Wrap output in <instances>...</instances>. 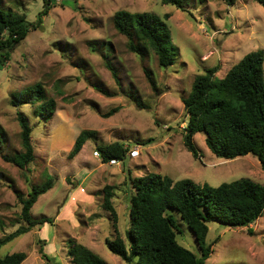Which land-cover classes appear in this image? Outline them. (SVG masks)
I'll return each instance as SVG.
<instances>
[{
  "label": "rangeland",
  "instance_id": "obj_1",
  "mask_svg": "<svg viewBox=\"0 0 264 264\" xmlns=\"http://www.w3.org/2000/svg\"><path fill=\"white\" fill-rule=\"evenodd\" d=\"M0 3L25 13L32 23L43 7V0ZM120 9L162 17L168 13L166 22L178 48L175 61L160 65L153 49L138 39V50H133L113 24L114 12ZM258 48L264 51V7L257 0H185L183 9L162 0H54L0 68V237L25 223L17 193L26 195L29 185L41 184L47 175L53 177V185L37 197L30 213L51 221L15 236L0 247V255L23 250L26 257L20 264H73L67 253L73 238L105 264H126L109 250L105 238L118 233L128 244L129 175L160 172L174 180L189 177L211 185L240 177L264 183L255 155L217 156L204 134L196 132L193 141L199 155L194 157L182 137L186 115L181 97L189 92L195 75L218 65L215 75L223 76L243 54ZM106 58L116 76L105 65ZM35 83L56 101L48 118L36 114L30 103L11 102ZM18 112L29 121L34 146V158L24 167L6 159L24 151ZM83 128L97 133L69 156ZM114 140L137 145L139 155L102 162L97 145ZM106 184L112 185L117 231L101 205ZM166 212L175 219L176 240L200 254L194 232L178 209L167 207ZM207 225L211 252L203 264H264V210L248 226L219 220Z\"/></svg>",
  "mask_w": 264,
  "mask_h": 264
},
{
  "label": "trees",
  "instance_id": "obj_2",
  "mask_svg": "<svg viewBox=\"0 0 264 264\" xmlns=\"http://www.w3.org/2000/svg\"><path fill=\"white\" fill-rule=\"evenodd\" d=\"M233 3L234 0H227ZM264 7V0H257ZM183 9L185 0H162ZM1 4V3H0ZM54 0H43L35 22H29L23 12L5 9L0 5V68L8 59L15 45L26 35L29 26L40 24L41 16L48 12ZM164 17L149 11L130 12L116 10L113 15L115 28L128 37L133 50H138L135 39L149 45L158 63L167 66L175 61L178 48L172 42L169 26ZM264 51L249 50L233 63L223 76L215 75L218 65L208 66L193 78L191 88L181 97L186 115L183 126V143L194 157L199 155L193 135L204 134L207 146L217 156L234 158L251 153L264 171ZM105 65L116 76V70L106 58ZM13 105L30 103L34 112L48 118L55 111L56 101L45 95L40 83L28 87L11 99ZM111 108L107 114L113 112ZM24 151L6 156L20 167L34 158L31 126L27 117L17 113ZM93 128H83L76 136L68 155L78 152L85 140L96 135ZM3 133L0 129V143ZM102 162L110 158L122 159L128 145L120 140L97 145ZM132 192L129 197V226L126 229L127 245L116 233L105 238L110 251L119 255L126 264H203L210 255L211 243L206 241L207 222L219 220L231 226H248L264 210V183L249 177L223 181L217 185L198 183L184 177L174 180L160 172L129 175ZM53 185V177L47 175L39 185L32 184L26 195L17 193L21 202L20 215L25 222L15 230L0 237V247L15 236L28 231L49 216L33 217L30 209L37 197ZM112 185L103 186L101 205L109 211L117 231V211L112 204ZM167 207L178 209L182 219L193 230L200 254L180 244L175 238V219L166 212ZM249 231H252L248 227ZM42 251V246L39 247ZM44 256L47 255L42 251ZM67 253L73 264H105V260L86 245L70 238ZM26 257L23 250L0 255V264H20ZM48 258V257H47Z\"/></svg>",
  "mask_w": 264,
  "mask_h": 264
},
{
  "label": "built area",
  "instance_id": "obj_3",
  "mask_svg": "<svg viewBox=\"0 0 264 264\" xmlns=\"http://www.w3.org/2000/svg\"><path fill=\"white\" fill-rule=\"evenodd\" d=\"M126 154H128L131 157H135L137 155H139V148L137 145L129 147L128 151L126 152ZM119 160L116 158H110L108 160V163H117Z\"/></svg>",
  "mask_w": 264,
  "mask_h": 264
},
{
  "label": "water",
  "instance_id": "obj_4",
  "mask_svg": "<svg viewBox=\"0 0 264 264\" xmlns=\"http://www.w3.org/2000/svg\"><path fill=\"white\" fill-rule=\"evenodd\" d=\"M28 180H29V176H28V179H27V184H28ZM32 187L29 185V190H31Z\"/></svg>",
  "mask_w": 264,
  "mask_h": 264
}]
</instances>
